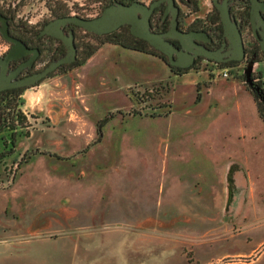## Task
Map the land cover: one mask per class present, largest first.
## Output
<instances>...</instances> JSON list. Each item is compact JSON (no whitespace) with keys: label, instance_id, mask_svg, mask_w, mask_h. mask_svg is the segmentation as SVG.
I'll use <instances>...</instances> for the list:
<instances>
[{"label":"rangeland","instance_id":"rangeland-1","mask_svg":"<svg viewBox=\"0 0 264 264\" xmlns=\"http://www.w3.org/2000/svg\"><path fill=\"white\" fill-rule=\"evenodd\" d=\"M179 6L187 26L210 1ZM39 9L33 0L17 14L33 23ZM89 42L84 64L20 94L26 120L0 159V264H264V112L249 79L264 89V60L175 74ZM204 78L217 79L208 93ZM216 222L232 233L216 235Z\"/></svg>","mask_w":264,"mask_h":264},{"label":"flooded vegetation","instance_id":"flooded-vegetation-1","mask_svg":"<svg viewBox=\"0 0 264 264\" xmlns=\"http://www.w3.org/2000/svg\"><path fill=\"white\" fill-rule=\"evenodd\" d=\"M32 1L33 0H0V14L4 18L3 22L0 21V27H4L6 34L17 41L23 48L22 51L18 52L16 57L9 59L5 65V74H13L10 80L11 82L38 72L49 62L65 54L66 46L61 38L41 31L47 23L66 16H76L84 19L95 17L114 0H83L82 2L79 0H73L71 2L70 0H40L41 3H43L44 10L39 9V18L31 23L29 20L32 17L31 15L27 13L26 16H19L17 11L20 7L26 4L28 5ZM209 1L210 8L205 12L202 19H194L187 26H182L179 2L184 3L185 1L174 0V4L178 7L176 11L177 27L181 31H199V39H194L190 42L185 41L186 47H184L176 38H167L178 52L192 56L187 66H179L177 64L168 65V57L160 52L164 62L171 71L177 74L185 73L191 69H198L202 65L235 64L242 60L256 63L263 61L264 13L261 12L263 19L254 18L251 21L249 15V0H226L229 12L239 24L243 42V57L240 60H234L230 58L233 54L229 52L227 40L223 38L222 25L216 6V4H222L223 0ZM150 2L151 1H149L147 5ZM165 7L166 2L155 6L149 16L151 29L155 32H164L169 28L170 13H165ZM216 16L218 20L214 22L213 18ZM253 24L257 25L255 30L253 29ZM125 26L128 27V25ZM59 27L65 36L72 37V42L75 47V58L77 57L81 45L87 40L89 41L92 39L95 35L93 32L86 31L73 23H65ZM245 29L248 30V38H244ZM14 45V41L4 39L0 33V58H3L6 52ZM201 51L211 53L218 58L219 61L207 57L201 53ZM172 61L180 63L188 62L187 59L178 58L174 52L172 53ZM67 65H69V63L60 64L49 72L48 76L59 67ZM249 79L253 82L251 90L254 91L253 89L256 88L255 81H253L252 77H249ZM26 87L28 86L14 85L5 87L0 90V98L5 97V95L7 96L8 94L6 92L9 90H18Z\"/></svg>","mask_w":264,"mask_h":264},{"label":"water","instance_id":"water-1","mask_svg":"<svg viewBox=\"0 0 264 264\" xmlns=\"http://www.w3.org/2000/svg\"><path fill=\"white\" fill-rule=\"evenodd\" d=\"M166 2L165 13H170L169 28L164 32H155L151 29L149 16L155 6ZM250 2V19L254 18L263 19L261 12L264 13V0H249ZM219 18L222 25L223 38L227 40L228 50L233 55L230 57L234 60H240L243 57V42L241 33L239 30V24L235 21L231 13L229 12L226 0H223L222 4H216ZM178 7L174 4V0H152L148 5L140 0H133L129 3L114 0L110 5L106 6L102 12L92 18L84 19L76 16H66L56 21L47 23L42 32L46 34H52L61 38L66 46V52L60 58L49 62L43 69L33 74L27 75L19 80L11 82L13 74H5V65L9 59L18 55V52L22 51V46L13 38L6 34L4 27H0V33L2 37L9 41H14L15 45L6 52L3 58H0V90L8 86H29L38 83V81L48 76V73L54 70L57 66L64 63H70L75 59V47L72 42L71 36H65L60 25L65 23H73L84 30L93 32L95 34H103L111 32L117 29L119 26L128 25L130 34L134 37L145 40L153 48L159 52L165 54L168 57V65L177 64L179 66H187L192 56L186 53L178 52L167 38H176L184 47L185 41H192L199 39V31H181L177 27L176 11ZM0 21L3 22L4 18L0 14ZM256 24H253V29H256ZM176 53L178 58L187 59L188 62L180 63L172 61V53ZM209 58H213L219 61L218 58L211 53L201 51ZM248 80V77L246 78ZM257 91V88H255Z\"/></svg>","mask_w":264,"mask_h":264},{"label":"trees","instance_id":"trees-1","mask_svg":"<svg viewBox=\"0 0 264 264\" xmlns=\"http://www.w3.org/2000/svg\"><path fill=\"white\" fill-rule=\"evenodd\" d=\"M124 3H129L133 0H117ZM186 6H189L192 11H196L198 9V0H185ZM218 17L216 16L213 18V21H217ZM95 34V33H94ZM93 40H98L99 43H107V44H113L121 46L122 48L140 52L143 54H147L150 56H154L157 58H160L164 61L162 54L155 48H153L151 45H149L145 40L134 37L130 34L128 27L125 25L119 26L117 29L103 33V34H95L94 37H92ZM97 47L95 45L90 44L89 41L84 42L80 50L78 51L77 57L75 60L67 66L59 67L54 72L68 68V67H76L84 64L87 58H89L95 51ZM261 61V60H259ZM221 65V64H219ZM53 72V73H54ZM52 73V74H53ZM51 74V75H52ZM182 74V73H177ZM50 75V76H51ZM251 77L256 80L255 86L257 88V91L250 90L253 99L258 106H261L262 111L264 112V89L263 84L260 81V76L258 74H251ZM18 89V90H9L6 93L8 94L5 97L0 98V134H2L4 131H9V145L10 147L7 150V153L0 152V159L4 157L6 154H10L12 152V148L15 144V132L17 128L23 127V123L26 120L25 115L22 113V111L19 108V97L21 92L24 90ZM196 99H198V93L196 94ZM112 117L111 113H107L103 118L99 119L96 123V133L97 136L100 137V127L107 122L109 118ZM4 145V142H3ZM23 161L24 159L21 157L20 159Z\"/></svg>","mask_w":264,"mask_h":264},{"label":"crops","instance_id":"crops-1","mask_svg":"<svg viewBox=\"0 0 264 264\" xmlns=\"http://www.w3.org/2000/svg\"><path fill=\"white\" fill-rule=\"evenodd\" d=\"M123 50H125V49H123ZM128 50V49H127ZM130 51V50H129ZM132 52H135V51H132ZM135 53H137V52H135ZM137 56V55H136ZM147 56H149V57H147ZM146 57L147 58H152V60L154 59V60H158V58L157 57H154V56H150V55H146ZM91 58V57H90ZM89 58V59H90ZM88 59V60H89ZM87 60V61H88ZM196 74V73H195ZM201 77H202V75H200ZM217 79H215V78H210V79H203V84H204V88H205V91H206V93H208V91L210 90V88H211V86L212 85H214L215 84V86H216V84H218V83H216L217 81H216ZM196 83H199V84H201V82H199V81H196ZM220 83V82H219ZM171 176H173V177H175V178H177V179H180L182 176L183 177H185V178H187V179H189L190 177H189V174L187 175L186 173H173ZM181 208V209H180ZM178 209H180V210H183V209H185V207H183V205H179V207H178ZM229 224L230 223H228V222H216V223H213V225H211L212 227H211V229H214V230H212V232H215L216 233V235H226V234H228V233H232V232H230V230H229ZM209 233H210V231H209ZM257 251H255V253H256Z\"/></svg>","mask_w":264,"mask_h":264},{"label":"built area","instance_id":"built-area-1","mask_svg":"<svg viewBox=\"0 0 264 264\" xmlns=\"http://www.w3.org/2000/svg\"><path fill=\"white\" fill-rule=\"evenodd\" d=\"M216 76L227 78L229 76V71L227 67H219L217 71L213 70Z\"/></svg>","mask_w":264,"mask_h":264}]
</instances>
